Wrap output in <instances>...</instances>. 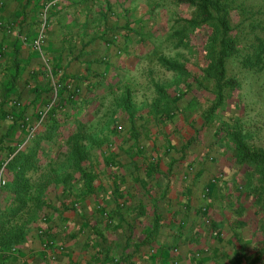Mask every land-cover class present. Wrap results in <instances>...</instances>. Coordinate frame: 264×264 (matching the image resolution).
Wrapping results in <instances>:
<instances>
[{"label":"crops","instance_id":"crops-1","mask_svg":"<svg viewBox=\"0 0 264 264\" xmlns=\"http://www.w3.org/2000/svg\"><path fill=\"white\" fill-rule=\"evenodd\" d=\"M44 1L0 0V21L9 24L0 26V109L4 85L14 73L7 93L23 101L33 97L35 87L54 83L56 68L59 76L71 80L98 77L95 99L80 110V118H88L85 147L100 150H89L82 161L84 170L73 177L70 193L61 196L65 204L56 203L52 217L29 228L0 264H241L235 258L239 244L252 254L254 244L263 242L244 235L249 222L235 221L243 218L233 216L238 203L228 198L225 183L207 187L218 174L213 160L191 146L186 157L171 153L180 123L173 110L168 119L161 113L162 94L153 92L138 112L130 105L125 88L133 64L127 66L122 59L129 54L105 60L102 51L108 43L101 34L90 36L88 28L82 37L73 38L79 36V28L68 20L82 5L80 0L48 2L54 6L49 16L42 8ZM85 3L92 8L87 20L96 19L98 9L90 0ZM41 29L44 41L36 50L30 38ZM114 91L118 98L106 104ZM121 99L126 102L118 103ZM96 116L99 127H89ZM10 118L3 119L0 110V134ZM110 118L114 122L106 124Z\"/></svg>","mask_w":264,"mask_h":264},{"label":"rangeland","instance_id":"rangeland-1","mask_svg":"<svg viewBox=\"0 0 264 264\" xmlns=\"http://www.w3.org/2000/svg\"><path fill=\"white\" fill-rule=\"evenodd\" d=\"M90 1L99 11L96 19L87 20L92 8L85 0H80L82 5L70 12L69 25L79 28V36L73 38L79 39L88 28L90 36L101 34L108 43L102 51L105 60L109 56L119 58L129 54L122 59L126 60L127 66L133 64L129 68L133 72L132 79L126 88L123 86L131 100L130 105L138 112L143 102L150 101L153 92L167 93L168 97L158 99L162 103L161 113L168 119L173 110L174 119L180 123L171 153L179 155L181 152L185 156L191 146L193 152L212 159L218 167V174L207 187L212 189L216 182L225 183V186L221 185L226 188L228 198L233 199V204L241 205L232 192L245 189L235 179L240 178L243 168L233 164L231 151L223 143V138L237 137L252 147L264 148V49L260 46L264 39V0H226L232 25L230 32L237 38L238 47L236 53L225 61V79L232 77L234 84L224 82L220 91L213 72L218 34L210 23L200 20L194 5L180 0ZM52 7L45 5L48 16ZM78 13L83 18H77ZM99 16L104 20H99ZM166 62L178 67L169 68ZM219 94L222 95L221 102L210 110ZM116 96L115 91L109 93L111 99L106 100V104L114 103L112 97ZM117 101L121 104L126 99ZM110 122H114V118L107 120L106 124ZM97 124L96 116L88 126L98 128ZM98 149L89 150L97 152ZM0 174L5 181L1 189L7 183V177L2 169ZM244 204L245 207L233 212V216L240 213L241 217H248L247 220H257L260 225L258 233L252 232L248 221L250 228L245 229L244 235L262 243L264 231L260 214L255 211L250 196L246 197ZM257 252L262 258L259 264H264L262 248Z\"/></svg>","mask_w":264,"mask_h":264},{"label":"trees","instance_id":"trees-1","mask_svg":"<svg viewBox=\"0 0 264 264\" xmlns=\"http://www.w3.org/2000/svg\"><path fill=\"white\" fill-rule=\"evenodd\" d=\"M50 1L52 0H45L42 8L44 9ZM180 1L194 5L200 20L210 23L216 29L218 48L213 60V72L218 90L222 89L224 82L234 84L232 77L225 79L226 58L235 54L238 47L237 38L230 32L232 25L229 20L228 2ZM0 26L5 27L9 24L0 21ZM38 34L39 32L30 38L31 43ZM260 46L264 49V39L261 40ZM165 65L169 68L178 67L169 62ZM57 69L52 70V75L57 76L55 82L48 83L41 89L35 87L31 99L23 101L19 97L9 98L7 92L13 88L15 73L4 85L0 110L3 119L11 116V123L0 134V151L3 152L0 168L2 167L7 177V183L0 189V258L14 251L17 244L25 239L31 226L51 218L57 209L56 203L65 204L61 196L70 193L74 183L73 177L84 170L82 161L88 156L89 147H85L82 139L86 138L83 127L87 124L88 118L85 120L80 118V110L88 108L93 103L95 99L93 92L97 81L100 82L101 79L97 77L93 78L95 80L81 78L71 80L66 76H59L62 74ZM56 83L60 85L54 95ZM162 96L168 97V94L162 92ZM221 100L222 95L219 94L210 110L216 108ZM224 126L226 125L222 127ZM223 143L231 151L233 164L243 168L240 178L235 179L240 181V186H244L245 189L232 192L242 202L235 211L245 207V199L250 196L255 211L260 214L259 220L264 231V148L252 147L244 140L230 136L223 138ZM53 195L55 197L52 198ZM72 206L75 207L74 204ZM242 218L235 221H241V224L249 221L252 232L258 233L260 225H257V220L251 218L247 220L248 217L245 219L244 216ZM263 244H254L253 253L247 254L245 246L240 243L235 258L239 259L241 264H259L262 258L256 250L262 248L264 253Z\"/></svg>","mask_w":264,"mask_h":264},{"label":"built area","instance_id":"built-area-1","mask_svg":"<svg viewBox=\"0 0 264 264\" xmlns=\"http://www.w3.org/2000/svg\"><path fill=\"white\" fill-rule=\"evenodd\" d=\"M43 38H44V33H43V30L41 29L39 34L37 35V37H35L33 40H32V46L35 48V49H38L40 50L41 49V44L43 43ZM60 84L59 83H56L54 85V95L56 93V90H57V87L59 86ZM4 178L1 176L0 174V186L4 183ZM173 251L177 252V247H173Z\"/></svg>","mask_w":264,"mask_h":264}]
</instances>
